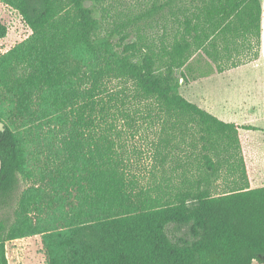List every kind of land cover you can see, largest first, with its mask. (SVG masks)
Returning <instances> with one entry per match:
<instances>
[{"label": "trees", "instance_id": "1", "mask_svg": "<svg viewBox=\"0 0 264 264\" xmlns=\"http://www.w3.org/2000/svg\"><path fill=\"white\" fill-rule=\"evenodd\" d=\"M0 1L31 29L0 54V264L35 234L46 264H264V185L240 134L259 128L181 92L259 58L264 0ZM8 107L43 139V185L20 195L26 139ZM140 118L157 128L148 177L121 128Z\"/></svg>", "mask_w": 264, "mask_h": 264}, {"label": "rangeland", "instance_id": "2", "mask_svg": "<svg viewBox=\"0 0 264 264\" xmlns=\"http://www.w3.org/2000/svg\"><path fill=\"white\" fill-rule=\"evenodd\" d=\"M131 1L136 2V0ZM0 23L7 28L6 35L4 37L0 35V54L23 41L31 33L30 27L22 20L20 13L1 1ZM198 65L206 66L204 62H200ZM113 85L110 88H117ZM181 92L200 106H207L212 110L214 109V97L219 93L231 94L237 98L256 94L264 95V54L252 63L241 65L238 68H229L223 72L199 78L189 84L183 83ZM7 113L12 119L14 129L19 131L26 139V171L19 175V187L17 189V194L20 195L28 187L43 185L40 182L42 161L40 162L38 159V152L41 149L43 139L41 132L34 126L25 124L24 119L16 110L8 107ZM139 123L140 126L135 125L131 129L126 123L121 122V128L127 145L126 149L132 159L133 170L148 177L153 162L152 143L156 139L157 128L142 118H140ZM257 123H264V121L261 119ZM246 137H248L247 148H249L247 154L251 168L254 170L253 165L257 161L255 157L259 155V152H262L260 153L261 156L264 154V132L254 131ZM256 144H260V146L256 147ZM44 211L43 208H38L36 217L43 214ZM52 224L53 226H61L63 220L55 218L52 220ZM6 249L9 264H46L40 234L9 241L6 244ZM252 264L263 263L255 260Z\"/></svg>", "mask_w": 264, "mask_h": 264}, {"label": "crops", "instance_id": "3", "mask_svg": "<svg viewBox=\"0 0 264 264\" xmlns=\"http://www.w3.org/2000/svg\"><path fill=\"white\" fill-rule=\"evenodd\" d=\"M262 54H264V34H263V42H262V46L260 50V56H262ZM254 61L256 60H253L248 63H244L242 65L249 64ZM240 66H237L235 68H238ZM188 99L190 100L191 98H188ZM213 103H214L213 110L207 106H204L203 108L210 111L213 115H215L219 119H222L226 122H236L241 125H253L259 128L255 130L254 129H240V134H241V139H242L243 152L245 153L244 155H245L246 163L249 169V177H250L251 185L252 187L263 186L264 185L263 184L264 183V154L263 156H261L260 153L262 152L258 153L259 155L255 157L257 159L256 164L253 165L254 170H252L251 165H250V159L247 154L248 149H249L247 148L248 137L245 138V136L247 135L249 136L250 133L254 131L264 132V123H257V121L260 122L261 119H263L264 121V95L256 94V95L245 96L242 98L241 97L237 98L231 94L219 93L215 95ZM257 146H260V144H256V147ZM260 150H261V147H260Z\"/></svg>", "mask_w": 264, "mask_h": 264}, {"label": "water", "instance_id": "4", "mask_svg": "<svg viewBox=\"0 0 264 264\" xmlns=\"http://www.w3.org/2000/svg\"><path fill=\"white\" fill-rule=\"evenodd\" d=\"M5 127H4V123L2 121H0V130H4Z\"/></svg>", "mask_w": 264, "mask_h": 264}]
</instances>
